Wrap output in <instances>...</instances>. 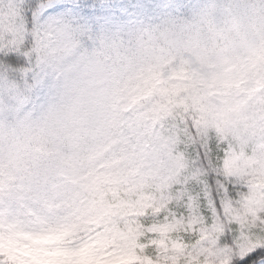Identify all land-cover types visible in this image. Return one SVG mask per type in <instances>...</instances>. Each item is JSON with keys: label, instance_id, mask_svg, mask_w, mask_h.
<instances>
[{"label": "snow or ice", "instance_id": "snow-or-ice-1", "mask_svg": "<svg viewBox=\"0 0 264 264\" xmlns=\"http://www.w3.org/2000/svg\"><path fill=\"white\" fill-rule=\"evenodd\" d=\"M169 7L186 19L169 51L175 59L162 68L153 122L129 129L120 150L99 161L115 162L132 186L125 199L136 210L134 239L65 246L19 227L14 218L24 209L9 193L0 202V264H264V92L253 97L238 86L239 53L219 23L197 33L190 21L201 8L184 0ZM129 11L114 0L21 5L30 29L59 20L81 34L133 35ZM131 15L147 17L151 6L136 5Z\"/></svg>", "mask_w": 264, "mask_h": 264}, {"label": "rangeland", "instance_id": "rangeland-1", "mask_svg": "<svg viewBox=\"0 0 264 264\" xmlns=\"http://www.w3.org/2000/svg\"><path fill=\"white\" fill-rule=\"evenodd\" d=\"M117 4L130 6L128 19L134 22V34L118 28L105 31L113 37L110 51L114 52L113 56H109L107 50L97 54L89 46L78 47L74 38L76 30L59 20L38 24V41L44 55L38 69L40 77L48 84L39 105L48 125L50 145L79 194L94 200L105 192L112 197L125 198L132 190L123 177L103 181L94 175L89 170L87 155L104 148L112 156L120 150L129 129L141 130V117L137 114H156L152 105L162 83V68L175 59L169 51L179 32L169 7L158 0H124ZM136 5H150L151 15H131ZM9 19L11 35L21 40L23 26L19 13L12 10ZM144 25L155 33L158 47L151 48L145 40H137V33ZM112 65L122 71L115 80L110 77ZM246 71L247 78L240 79L238 86L248 85L245 91L253 96L252 83L264 86V32L250 45ZM145 97L149 99L142 102ZM141 107L146 108L139 112ZM21 167L17 166L20 173H26L23 179L27 182L33 180L34 174L38 173L39 178V170H42L40 163ZM21 206L24 211L19 218H14L19 227L51 233L65 246L117 240L111 230L93 229L88 222L81 229L83 216L78 211L63 215L47 209L41 212L34 200L21 203ZM3 219L0 213V220Z\"/></svg>", "mask_w": 264, "mask_h": 264}, {"label": "trees", "instance_id": "trees-1", "mask_svg": "<svg viewBox=\"0 0 264 264\" xmlns=\"http://www.w3.org/2000/svg\"><path fill=\"white\" fill-rule=\"evenodd\" d=\"M123 1L114 0V3ZM158 1L168 7L175 2ZM25 2L26 0H0V200L9 193H15L21 203L34 200L41 212L47 209L63 215L78 211L83 216L81 229L88 222L93 229L111 230L117 235V241L129 242L134 239L136 231V210L131 200L112 197L108 192L98 195L97 200L79 194L75 182L50 145L48 125L39 105L40 97L45 94L48 86L40 77L38 69L44 55L42 56L38 41V25L30 29L23 20L21 5ZM184 2L202 9L190 21L195 32L209 31V25H214V22L220 24L225 39L234 44L239 53L241 79L247 78V52L253 40L264 32V0ZM169 9L171 17L179 26L186 19V14L172 7ZM12 10L20 15L23 26L21 40H16L11 35L9 17ZM187 16H191V13ZM74 38L78 47L89 46L97 54L103 53V50L110 52L113 48V37L105 32L81 34L75 31ZM136 38L145 40L151 48L159 46L155 33L146 25L137 33ZM113 53L110 52L109 56H113ZM9 55L17 60L22 57L24 63L14 66L6 59ZM121 73L118 66L112 65L111 80H115ZM251 88L253 97L264 92V86L255 82ZM148 99L145 97L142 102ZM145 108L141 107L139 112ZM137 116L141 117L139 124L142 130L145 124L152 123L154 114ZM98 151H90L87 155L89 170L103 181L120 179L122 176L115 162L111 165L107 161L99 162L106 156L111 157L108 151L104 148ZM39 163L42 166L39 178L37 173L33 180L25 181L23 175L26 173H20L17 166L22 169V165L35 166ZM125 221L127 230L122 226Z\"/></svg>", "mask_w": 264, "mask_h": 264}]
</instances>
